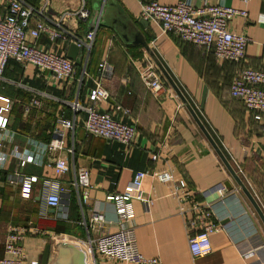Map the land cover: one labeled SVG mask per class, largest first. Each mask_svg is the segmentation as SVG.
Instances as JSON below:
<instances>
[{
  "label": "crops",
  "instance_id": "crops-1",
  "mask_svg": "<svg viewBox=\"0 0 264 264\" xmlns=\"http://www.w3.org/2000/svg\"><path fill=\"white\" fill-rule=\"evenodd\" d=\"M116 1L126 18L136 24L264 209V121H257L254 113L240 100L231 97L229 92L231 82L242 69H264V1L252 0L244 4L240 0H190L196 6L208 1L211 5L247 10L246 17H235L229 23L231 31L251 39L246 58L241 62L218 60L198 46L173 35L162 34L155 23L149 22L148 28L143 27L140 23L143 20L141 4L152 0ZM156 1L173 6L179 0ZM29 2L37 5L38 0ZM80 5L81 0H52L53 12L57 14L76 10ZM87 7L90 9L89 0ZM90 19L82 23L72 19L67 27L79 37H85L96 26L89 23ZM41 42L47 50L65 56L71 45L60 44L55 49L47 41L42 39ZM143 56L145 49L142 45L126 44L112 29L100 25L91 54L85 51L82 65H76L78 73H87L81 87L79 83L70 87L55 86L33 66L9 63L0 82V96L14 102L7 129H0V155L8 157L0 177V260L6 258L5 239L11 225L32 224L42 232L27 236L25 264L39 262L46 245L53 241L86 242V226L79 223H89L93 210L102 214L104 220L91 231V238L114 231L118 215L114 204L106 200L107 195L124 193L138 170L151 174L170 169L177 180L187 183L188 197L183 203L187 212L185 216L180 213L171 184L147 177L143 188L152 197L153 204L147 209L135 201L132 206L140 253L158 258L163 264H264L262 221L187 108L177 111L175 100H158L146 89L137 69ZM105 61L113 66L114 75L105 82L111 101L102 105V109L109 111L111 105L119 104L132 111V120L138 128L135 143L125 147L88 136L83 128H77L74 132L66 131L63 139L66 149H73L74 153L59 151L56 155L59 159H67L65 175L59 174L55 164L52 167L35 164L21 167V161L12 157L15 152L29 155L38 152L35 144L61 140V136L56 134V130H61L56 122L61 109L66 110L67 117H73L70 107L54 100L44 101L40 110L30 108L27 111L31 96L26 88L47 91L67 101L75 100L79 93L87 102L89 91L95 86L96 75ZM14 83H21L24 88ZM116 117L124 119L122 114ZM156 154L160 157L154 161ZM56 156L49 155L48 162L52 163ZM80 168L90 171V200L80 205L74 191L68 210L64 208L65 215L61 218L60 210L53 213V209L44 203L43 179L68 184L74 179L73 170ZM17 174L39 178L34 183L30 199L23 198L24 190L17 183ZM191 201L212 203L216 219L223 226L221 232L212 236L213 252L198 259L191 256L188 235L192 230L186 225V220L192 217ZM97 260L99 264H121L107 261L98 254Z\"/></svg>",
  "mask_w": 264,
  "mask_h": 264
},
{
  "label": "built area",
  "instance_id": "built-area-1",
  "mask_svg": "<svg viewBox=\"0 0 264 264\" xmlns=\"http://www.w3.org/2000/svg\"><path fill=\"white\" fill-rule=\"evenodd\" d=\"M248 4L252 0H240ZM264 1V0H262ZM52 0H38L37 5L29 0H0V82L10 62L23 67L33 66L49 83L55 86L70 87L72 84L83 85L87 77L86 71L78 73L74 61L57 51L47 50L42 39L53 47L60 44L76 43L83 47L88 54L93 49L99 25L88 31L85 37H79L67 27L70 20L80 23L87 22L91 17V10L87 7V0H81L76 10H66L60 14L52 12ZM246 9L211 5L205 1L196 6L190 0H179L175 5H162L156 0L142 2L141 18L159 26L162 34L173 35L181 41L191 43L212 54L218 60L241 62L246 58L247 47L251 39L246 35L237 34L229 29V23L238 16L246 17ZM141 81L146 89L158 100L172 99L176 101V110L184 108L182 101L164 79L160 69L153 59L145 52V56L137 66ZM114 75V68L105 61L96 75L95 86L89 91L88 101L81 99L79 93L73 101L55 97L47 91L26 88L31 96L28 110H40L44 101L54 100L61 105L70 107L73 117H67L66 110L61 109L56 122L61 130L56 134L61 140H54L49 144H35L38 152L21 155L15 152L12 157L21 161V167L28 164L52 167L56 165L60 175L67 173V159L56 158L48 162V156L59 151L73 154V149H66L64 144L65 132L83 128L88 136L115 142L125 147L132 146L138 137L137 124L132 120V111L119 104L111 105V110L105 111L102 105L110 104L111 93L105 87V82ZM12 83L11 81H9ZM15 84V83H14ZM24 88L21 83L15 84ZM230 96L240 100L243 105L254 113V118L264 121V69L244 68L237 73L229 88ZM14 102L6 96H0V129L6 130L10 121V113ZM113 111V112H112ZM122 114L124 119L116 117ZM81 116V117H80ZM131 121V122H130ZM264 134V124L262 125ZM1 145V139H0ZM160 154L153 157L157 161ZM8 157L0 155V177L3 176ZM242 173L241 169H239ZM74 179L68 184L50 178L43 179V200L50 209L60 210L59 217L64 218L65 202L70 203L72 193H77L80 205L90 200L91 179L90 171L86 168L74 169ZM17 183L23 188L24 199L31 198L37 176L16 175ZM152 177L162 183L173 186L180 213L185 216L183 203L187 200V183L177 180L172 170L148 173L138 170L124 193L109 194L106 200L113 203L118 215L115 230L99 235L92 239L90 233L101 225L103 215L93 210L90 221L79 224L86 226L88 240L79 244L86 252V264H99L97 254L103 259L121 264H163L160 259L146 257L137 247L135 228L133 224L132 206L135 201L141 202L147 209L153 204V199L144 191V181ZM14 178V177H13ZM192 217L186 220L189 233V249L193 259L203 258L214 250L212 236L222 231L223 226L216 219L212 203L191 201ZM30 234L40 235L42 232L27 225H11L5 239L6 258L0 264H25V240ZM31 264H39L34 261Z\"/></svg>",
  "mask_w": 264,
  "mask_h": 264
},
{
  "label": "water",
  "instance_id": "water-1",
  "mask_svg": "<svg viewBox=\"0 0 264 264\" xmlns=\"http://www.w3.org/2000/svg\"><path fill=\"white\" fill-rule=\"evenodd\" d=\"M94 0L95 3H98L101 6L99 16L95 21V25H102L112 29L116 35L126 44H139L142 45L148 55L153 59V61L157 64L158 68L163 73L169 85L175 91L179 99L182 101L183 105L195 122L198 127L204 133L209 143L219 156L220 160L229 171L232 176L234 182L240 189V191L246 196L248 201L251 203L252 207L256 211L260 220L264 226V209L255 194L252 190L247 186L245 181L240 176L239 172L233 167L230 163L220 146L214 140L212 135L207 130L206 126L201 121L199 115L183 94V92L179 89L173 78L166 71L161 61L158 59L154 51L149 47L148 42L144 38L143 34L138 30L135 23L126 18L125 12L121 9L120 5L116 0ZM143 27L148 28L150 26L147 21H140ZM85 55V49L83 47H79L76 43H72L70 45L68 51V58L75 62L77 66L82 65V61ZM56 156V152H53L52 157ZM229 189H231L230 185L227 184ZM69 202H65V211L68 210ZM55 213V209L52 210ZM87 263V255L86 252L81 248V246L71 240L61 239L59 241H53L46 245L45 250L42 254V257L39 260V264H86Z\"/></svg>",
  "mask_w": 264,
  "mask_h": 264
},
{
  "label": "rangeland",
  "instance_id": "rangeland-1",
  "mask_svg": "<svg viewBox=\"0 0 264 264\" xmlns=\"http://www.w3.org/2000/svg\"><path fill=\"white\" fill-rule=\"evenodd\" d=\"M101 2H103V0ZM89 6H90V9H91V12H92L91 19H90L89 23L91 25H94L95 21L97 20V18L99 16V12H100L101 6H99L98 3H95L94 0H89ZM52 12H53V9H52Z\"/></svg>",
  "mask_w": 264,
  "mask_h": 264
},
{
  "label": "trees",
  "instance_id": "trees-1",
  "mask_svg": "<svg viewBox=\"0 0 264 264\" xmlns=\"http://www.w3.org/2000/svg\"><path fill=\"white\" fill-rule=\"evenodd\" d=\"M94 47V46H93ZM14 63V62H13ZM15 65H19V64H17V63H14ZM78 69V68H77ZM259 181V180H258Z\"/></svg>",
  "mask_w": 264,
  "mask_h": 264
},
{
  "label": "bare ground",
  "instance_id": "bare-ground-1",
  "mask_svg": "<svg viewBox=\"0 0 264 264\" xmlns=\"http://www.w3.org/2000/svg\"><path fill=\"white\" fill-rule=\"evenodd\" d=\"M69 240V239H68ZM72 241V240H71Z\"/></svg>",
  "mask_w": 264,
  "mask_h": 264
}]
</instances>
